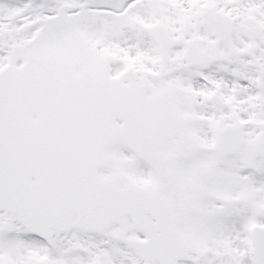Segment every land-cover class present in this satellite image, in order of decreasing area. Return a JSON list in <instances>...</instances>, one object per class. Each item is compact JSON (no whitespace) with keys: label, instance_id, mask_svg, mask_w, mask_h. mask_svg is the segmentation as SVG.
<instances>
[{"label":"snow or ice","instance_id":"obj_1","mask_svg":"<svg viewBox=\"0 0 264 264\" xmlns=\"http://www.w3.org/2000/svg\"><path fill=\"white\" fill-rule=\"evenodd\" d=\"M0 264H264V0H0Z\"/></svg>","mask_w":264,"mask_h":264}]
</instances>
